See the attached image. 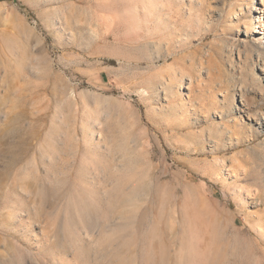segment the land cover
Returning <instances> with one entry per match:
<instances>
[{"label":"rangeland","instance_id":"1","mask_svg":"<svg viewBox=\"0 0 264 264\" xmlns=\"http://www.w3.org/2000/svg\"><path fill=\"white\" fill-rule=\"evenodd\" d=\"M256 16L0 0V264H264Z\"/></svg>","mask_w":264,"mask_h":264},{"label":"bare ground","instance_id":"2","mask_svg":"<svg viewBox=\"0 0 264 264\" xmlns=\"http://www.w3.org/2000/svg\"><path fill=\"white\" fill-rule=\"evenodd\" d=\"M261 2L263 3V0H261ZM163 4V0H158V4ZM160 6V5H159ZM145 7H146V5H145ZM144 13H149V11L148 10H144L143 11ZM256 17H258V16H256ZM260 19H261V17L259 16L258 18H257V21H258V24H257V26L259 27V29H261L262 30V34H264V25H263V22L262 21H260Z\"/></svg>","mask_w":264,"mask_h":264}]
</instances>
